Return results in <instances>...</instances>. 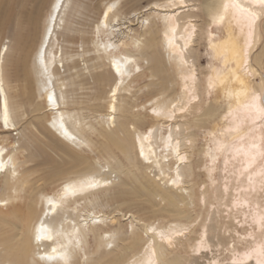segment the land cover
<instances>
[{"label": "bare ground", "instance_id": "6f19581e", "mask_svg": "<svg viewBox=\"0 0 264 264\" xmlns=\"http://www.w3.org/2000/svg\"><path fill=\"white\" fill-rule=\"evenodd\" d=\"M93 1L1 20L0 264H225L221 248L264 264V0ZM138 60L155 85L141 103ZM143 195L160 206L124 225Z\"/></svg>", "mask_w": 264, "mask_h": 264}, {"label": "rangeland", "instance_id": "374dc122", "mask_svg": "<svg viewBox=\"0 0 264 264\" xmlns=\"http://www.w3.org/2000/svg\"><path fill=\"white\" fill-rule=\"evenodd\" d=\"M17 1L18 0H12V3L10 4V0H0V23H1V20L3 17H7V13L8 11L11 13V14H14V12H16L17 14V11H20L22 9V12L24 14V17L26 19H28V17L30 16V13L31 15L34 16V11H40L41 9L45 10L46 8V5L48 4V1L49 0H36L34 1V3H30V4H25L26 0L23 1L22 3H19L17 5ZM98 0H94L93 2L96 3ZM124 1V0H123ZM135 0H131V2H133ZM152 0H138L137 1V6H143V5H146V4H149ZM8 7H9V10H8ZM123 10L125 12H128L126 11V7H124L123 5ZM42 12V13H43ZM131 17H133V15H131ZM94 18L89 17V19L87 20L88 23H91L90 20L92 21ZM133 22H132V27L134 28L135 32H139L141 30L140 28V25L138 23V21L136 20V18L133 17ZM91 28V26H89ZM155 27V26H154ZM154 27H153V30H154ZM214 31L218 34V35H223L224 34V28L223 26H218V25H215L214 26ZM0 35H1V29H0ZM147 36H149V33H147ZM0 40L1 41H5L7 40L5 38V36H0ZM207 41L205 40H202L201 42V45L198 46L199 50H198V55L200 56V61H201V64L202 66H204L206 64V50H207ZM121 49H124L123 47ZM157 50L159 51V55H161V57L164 55V51L160 48V45L159 47H157ZM164 57V56H163ZM139 65H140V69H135L134 71V75H137L136 76V82H134L132 84V92L134 93L135 92V96H137V103H141V102H144L145 100H147V98L149 97L150 93L153 92V90L155 89V85H150L149 87L145 86L148 82H149V77L146 76L145 74H149L150 72V69H148L149 65L146 61L144 60H138L137 62ZM14 69V67H13ZM18 71V70H17ZM140 71V72H139ZM145 71V74H143ZM13 75H15V69H14V72H12ZM140 73V74H138ZM174 72H166V74H173ZM178 81V78L176 79ZM155 81H157V78H155ZM138 88H141L140 90ZM139 90L138 93L136 94V90ZM86 91V90H84ZM80 92H83V91H80ZM127 95L129 96L130 95V92L127 93ZM131 96V95H130ZM79 97H81L82 99H85L84 96H82V94L79 93ZM208 101H211V104L213 105H217L218 102L215 101V95H214V92H212L210 94V97L208 99ZM0 104H1V100H0ZM106 104V103H105ZM150 122V119H148V123ZM98 127H100L98 125ZM15 133V131H14ZM208 138H206L204 136V133L200 132V131H197V141L195 143L196 145V148L198 151H201L203 149V146L206 144ZM98 151H95L93 154L91 155H96ZM192 161H193V165H194V170H195V174L194 176L192 177V181L190 182V184L193 183V181H197L198 184H200V187L203 186V183L202 181L205 180V176H204V169L203 168H199V165L202 164L204 162V159H203V156L201 154H195L193 157H192ZM34 162H31L29 165H33ZM138 166H139V170H136V173L137 175L140 177L141 180H143V182L146 181V179L144 178L145 176V172H146V169L144 168V166L142 164H140V162L138 163ZM39 175H44V171L43 170H40ZM222 175V172H217V177H218V180L220 179L221 181H224L225 179H223V177L221 176ZM124 179H127L128 181H130L129 178H124ZM191 179V178H190ZM51 182V180H50ZM40 183L42 182H33V186L32 188L35 189L38 187V185H40ZM56 183H51V184H48L49 187H53ZM198 184H196V188H198ZM148 186H152L154 185L152 182L150 183H147ZM138 186H141V185H138ZM263 196L261 197V199H264V191L261 190ZM130 202L128 204H124V205H121L119 206L120 208L123 209V212L126 213V216H119L120 219H122V223L125 225L126 222H128L129 220L127 219L131 214H135L136 216H139L141 218H149L152 216V210H156L158 208V205L157 207H153L150 205V203L146 202L145 201V195L143 196H130ZM159 201V199L157 198V202ZM119 202H122V201H117L115 203H113V205H111L110 207H116L117 204ZM164 205V201H162L161 203V206ZM198 209V207H197ZM219 209L222 210L224 209L222 206H219ZM9 214L11 215L10 211H8ZM241 231V230H240ZM128 236H130V234H128ZM193 238L197 236V234H192L191 235ZM127 241H122L121 243H118L117 245V250H121L123 249L126 245ZM229 247H231V245H228ZM241 246V245H239ZM88 250H91L93 248V245H92V239H91V243L88 245ZM221 248V247H220ZM223 250V257H226L227 259L225 260V264H229V263H232L233 260L231 259V255L232 253H230V250L228 248H221ZM219 253V252H218ZM182 255H184V253H182ZM188 255V254H187ZM187 255H184V256H187ZM97 257V254H92L91 255V260H88L90 264H96L94 263L95 262V258ZM200 261H205L206 259L205 258H200L199 259ZM82 258L79 259V257H77L71 264H81L82 263ZM87 263V264H89ZM38 264V263H36ZM41 264V263H40ZM207 264V263H206Z\"/></svg>", "mask_w": 264, "mask_h": 264}, {"label": "snow or ice", "instance_id": "6c2138e0", "mask_svg": "<svg viewBox=\"0 0 264 264\" xmlns=\"http://www.w3.org/2000/svg\"><path fill=\"white\" fill-rule=\"evenodd\" d=\"M39 239V237H37Z\"/></svg>", "mask_w": 264, "mask_h": 264}]
</instances>
